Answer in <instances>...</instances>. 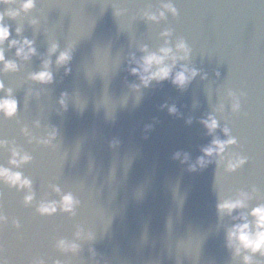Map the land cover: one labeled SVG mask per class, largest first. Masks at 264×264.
Listing matches in <instances>:
<instances>
[{
  "label": "water",
  "instance_id": "water-1",
  "mask_svg": "<svg viewBox=\"0 0 264 264\" xmlns=\"http://www.w3.org/2000/svg\"><path fill=\"white\" fill-rule=\"evenodd\" d=\"M21 2L0 5V14ZM3 23L9 40L31 41L35 54L19 58L8 41L0 49L17 66L0 71V99L17 105L13 116L0 114V168L30 182L0 179V260L244 264L249 253L235 255L227 234L245 222L253 231L249 213L264 206V0H33ZM180 42L187 58L172 66L171 56L184 55ZM164 48L169 78L144 87L130 69ZM64 51L71 59L57 66ZM45 60L52 81L42 84L30 77ZM185 67L197 75L180 88L172 78ZM229 138L223 153L204 156ZM68 194L75 203L64 212ZM237 199L245 206L231 215L217 211ZM52 202L54 213L38 211ZM251 259L264 264L259 253Z\"/></svg>",
  "mask_w": 264,
  "mask_h": 264
},
{
  "label": "clouds",
  "instance_id": "clouds-1",
  "mask_svg": "<svg viewBox=\"0 0 264 264\" xmlns=\"http://www.w3.org/2000/svg\"><path fill=\"white\" fill-rule=\"evenodd\" d=\"M14 0H0V5H9L13 3ZM170 11L174 12V9L171 8L170 5H165ZM33 8V0H22L20 3L19 10H8L4 12L3 14H0V49H2V45L5 41H8L9 48H16L15 55L19 58H22L24 60H27L30 56L35 54V50L32 47L31 41L27 39L23 40H9V28L6 24L3 23L4 17L7 16L10 19H14L16 16L19 15V12H28ZM163 13H161V16ZM149 19H155V17H149ZM20 34V29L17 28L16 35ZM164 35H167L165 33ZM177 51L184 52L183 56L177 57V56H171V59L173 61V65L175 64V61L178 59H186L187 58V49L185 48V45L183 42H180L177 44ZM142 51H144L142 49ZM56 52V45H52V47L49 49V56L54 54ZM171 53V49L164 48L161 49V55L157 56L155 54H149L142 58L140 62L137 63L135 67H132L130 69V74L133 76H138L140 79L141 84L144 87L148 86V83L152 80H166L169 78L172 66H161L164 63V60L169 57ZM71 59V55L69 51L61 52L56 59L57 66H62L67 64ZM50 63V60H45L43 63L44 71H41L39 73H36L32 75L30 78L36 82L46 84L51 83L52 81V75L48 71V65ZM0 64L3 65V68L0 69V71H14L16 69V65L12 62H5L4 61V55L3 51L0 50ZM153 65L157 66L156 71H151V67ZM67 72V69L65 70ZM197 75V72L194 69H188V68H181L180 71H178L172 78V83L180 88H183L186 84H188L195 76ZM0 90H3V85L0 84ZM7 95L10 96V91L7 93ZM60 104L63 105V98L60 100ZM16 101L10 98L0 99V114H3L5 117H11L16 112ZM238 107V105H234V109ZM170 112H174V109H170ZM205 128L208 130L209 134H211L217 127V123L214 119L209 117L207 120L202 121ZM224 134L228 135V130L224 129ZM235 143V140L232 138H229L225 141H219V140H213L212 145L208 148L204 149V156H212L213 152L217 155L224 152V149ZM17 153H13V156L15 157ZM30 158L28 156H22L20 158L19 163L27 162ZM243 160H238L236 163H229L228 169L233 170L235 169L239 164H242ZM12 164H16L17 161L13 159L10 161ZM198 164L203 165L205 163L204 160H198ZM0 179H3L5 182L10 184H19L20 187H29L30 182L28 180H21V176L19 173H10L7 169L0 168ZM54 191L58 192V189H54ZM32 200V196L28 195L25 198V203ZM74 200L70 194L64 195L61 198L60 206L61 210L64 212H71L74 204ZM244 202L242 199H237L235 201L231 200H225L217 205V211L219 213H224L231 215L233 211L240 209L244 207ZM56 203L52 202L49 204H41L38 211L41 214H51L56 211ZM250 216L254 217L255 223H254V230L249 231V224L248 223H241L234 225L231 230H229L227 234V240H228V246L235 248V255H240L241 251H246L249 253V255H245L243 257L244 264H253L251 257L257 253H259L261 256H264V206H260L257 208H254L250 213ZM3 218L0 217V220ZM242 219V217H241ZM61 245H63V242H61ZM74 247V246H73ZM0 264H4V261L0 260Z\"/></svg>",
  "mask_w": 264,
  "mask_h": 264
}]
</instances>
